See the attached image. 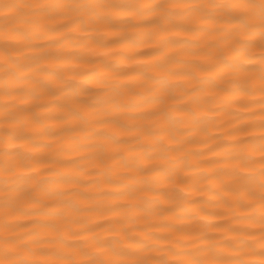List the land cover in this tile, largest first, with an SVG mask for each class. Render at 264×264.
Returning <instances> with one entry per match:
<instances>
[{
	"label": "bare ground",
	"instance_id": "bare-ground-1",
	"mask_svg": "<svg viewBox=\"0 0 264 264\" xmlns=\"http://www.w3.org/2000/svg\"><path fill=\"white\" fill-rule=\"evenodd\" d=\"M22 2L28 22L20 30L26 39L15 45L20 55L12 66L0 60V109L20 117L11 129L0 117V157L27 153L35 171L14 170L18 211H0V226L10 224L22 247L47 261L78 260L73 249L100 238L117 243L125 260L249 258L247 248L260 244L251 223L260 214L259 200L249 201L232 174L239 171L235 154L259 160L258 29L212 23L190 8L152 7L206 0ZM58 3L81 7H38ZM93 3L122 7L96 9L113 23H90L85 32L69 18L89 15ZM60 25L65 30H57ZM15 35L0 18V41ZM165 41L175 43L165 48ZM160 52L177 61L168 74L138 75L157 68ZM216 54L232 59L210 73L188 74L187 66L212 64ZM117 64L122 73L110 71ZM46 77V87H39ZM5 85L9 96L2 94ZM68 109L83 120H73ZM5 131L17 138L6 141ZM240 175L258 197L259 173ZM25 178L31 191L19 183ZM137 242L143 247H134ZM210 249L216 251L198 256Z\"/></svg>",
	"mask_w": 264,
	"mask_h": 264
},
{
	"label": "snow or ice",
	"instance_id": "snow-or-ice-1",
	"mask_svg": "<svg viewBox=\"0 0 264 264\" xmlns=\"http://www.w3.org/2000/svg\"><path fill=\"white\" fill-rule=\"evenodd\" d=\"M28 5L23 3L22 0H0V9L7 11H0V18L5 20V30L12 32L15 31L14 37H7L0 41V60L4 63L12 66V58L20 55L16 51L15 45L21 43L26 39V34L20 30L24 28L28 22V17L22 16V10L27 8ZM41 9H63L66 7L80 8L81 5H65L62 3L58 4H43L38 5ZM92 10L87 16H73L69 19L72 23L81 26L85 32L88 31L90 23H95L99 26H110L113 23V18L107 14H100L96 9L110 8L119 9L122 6L117 4H104V3H93L88 5ZM143 7V6H139ZM154 8L165 10L168 8H190L200 14L201 17L209 18V21L216 23L217 21L227 23L233 28H238L243 31L255 32L258 29L261 57H260V75L261 81V119L259 127L261 129L259 136V145L254 151L259 152V160H252L247 156L237 153L233 156V159L237 161L238 172L232 174V180L236 183L242 194L249 198V201L259 200L260 214L258 217L251 221L254 227L259 228L260 232V244L258 248H247L248 257L244 260H230L225 261L221 259H208V258H192L187 259L180 264H264V0H206L201 4H187V3H162L153 5ZM211 10V12H209ZM11 12L15 15L16 19L10 22L11 18L8 13ZM186 24H191L190 19H185ZM57 30H65L64 25H60ZM70 30V29H67ZM175 42L165 41L163 47L167 48L170 44ZM160 60L157 68L146 67L143 72H139L138 75L144 79H150L149 73L157 71L158 74H168L169 69L177 64V61L167 57L163 52H160L158 57ZM232 58L226 55L216 54L213 59V63L209 65H195L187 66L188 74L200 73V72H211L216 65L227 64ZM236 70L246 71L245 66L237 65L234 66ZM110 71L114 73H122L123 68L117 64L111 67ZM41 82L39 87H46L47 79ZM34 85L33 87H36ZM4 96H9L8 86H4L2 93ZM195 93H193V96ZM158 102V101H157ZM185 115L188 114V110H185ZM34 115V114H32ZM68 115L75 121H82L83 116L80 112L68 109ZM165 114L162 113L161 116ZM0 117L5 118L9 123H5L3 127L5 129L13 128L11 121H15L20 117V114L7 107L0 109ZM6 141L16 139V136L11 135L8 131L3 133ZM112 142L118 143L119 141L115 138ZM31 157L29 154L24 152L6 153L0 157V176L5 178V189L0 191V197H4L0 200V211L5 214H11L14 211H18V202L14 199L21 194V190H17L12 187L17 181L11 178L16 176L17 173L14 171L19 168H28L32 171L35 169L31 168ZM258 165V167H256ZM240 172H251L252 174L259 173L260 184L259 193L249 187V178L240 175ZM21 185L27 184V191H31L34 185L28 179H22L19 181ZM83 227V225H82ZM90 235H96L95 232L90 231ZM17 233L13 227L7 222L3 226H0V264H173L168 259L160 260H146L136 258L133 260L123 259L126 256V252L115 242H109L103 238L97 239L93 244H85L80 249H73L77 256L80 257L78 260L63 259L59 261H47L41 260L38 257L43 253L38 252L35 248L31 251L25 250L22 245L24 241L16 239ZM255 239V237H252ZM134 247L141 248L143 245L137 242ZM216 249H210L206 252L199 253L198 256L207 257ZM23 253V254H22ZM37 257V258H30Z\"/></svg>",
	"mask_w": 264,
	"mask_h": 264
}]
</instances>
